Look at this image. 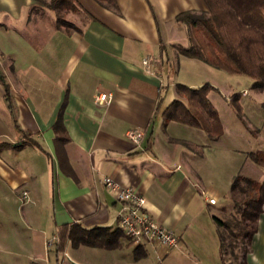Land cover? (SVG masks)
Instances as JSON below:
<instances>
[{"label":"crops","instance_id":"crops-1","mask_svg":"<svg viewBox=\"0 0 264 264\" xmlns=\"http://www.w3.org/2000/svg\"><path fill=\"white\" fill-rule=\"evenodd\" d=\"M76 1L79 10L65 14L74 25L60 26L51 5L0 0V264H223L212 213L235 175L262 168L253 150L239 147L237 133L250 135L230 134L217 107L215 97L225 95L229 108L233 91L208 81L218 88L209 96L224 125L216 138L205 121L195 127L164 115L179 98L177 83L202 85L214 67L177 47L189 46L190 36L176 16L206 11L205 1ZM148 55L155 73L143 63ZM188 64L197 67L196 81L182 75ZM103 92L112 93L109 102L96 100ZM258 93L260 103L264 89ZM138 128L139 143L128 135ZM106 176L144 193L147 210L180 234V246L168 254L159 248L161 260L152 246L137 258L125 236L115 248L69 237L60 249L63 226L117 228L122 203ZM247 262L264 264V212Z\"/></svg>","mask_w":264,"mask_h":264},{"label":"trees","instance_id":"trees-1","mask_svg":"<svg viewBox=\"0 0 264 264\" xmlns=\"http://www.w3.org/2000/svg\"><path fill=\"white\" fill-rule=\"evenodd\" d=\"M114 5V0H101ZM206 11L185 10L175 20L186 24L189 29L190 45H178L185 55L198 58L216 68L234 74H245L254 82V89H264V0H204ZM51 7L57 12L60 26H71L65 14L77 11L76 0H51ZM216 87L206 82L198 87L177 83L179 98L174 99L164 110L165 120H176L195 127L207 122L212 138L223 134L224 125L219 111L214 106L209 92ZM184 98L185 100H183ZM239 118L246 124L240 94L229 98ZM264 109V100L261 102ZM61 124L57 140L62 141ZM250 158L264 167V149L250 151ZM230 198L239 216L222 217L212 213L221 239L223 264H248L247 254L251 250L253 237L258 229L259 219L264 212V180L238 173L230 187ZM122 230L116 228L83 229L79 225L63 226L60 249H64L70 237L95 246L115 248L122 246ZM230 255L229 257L227 255ZM137 258L146 255L142 246L135 248Z\"/></svg>","mask_w":264,"mask_h":264},{"label":"built area","instance_id":"built-area-1","mask_svg":"<svg viewBox=\"0 0 264 264\" xmlns=\"http://www.w3.org/2000/svg\"><path fill=\"white\" fill-rule=\"evenodd\" d=\"M154 60L152 55L144 58L143 63L145 68L150 73H155L151 67V62ZM155 61V60H154ZM244 94L248 90L243 91ZM112 93H100L96 100L100 103L109 102ZM128 135L139 143L144 135V129L138 128L128 132ZM107 187L116 195L117 199L122 203L118 213L117 228L122 230L124 236L136 247L152 246L155 249V256L161 260L163 253L159 250L162 248L164 253H171L178 248L181 243V236L172 228H168L159 223L152 214L147 210V196L133 186H123L115 181L111 176L105 177ZM29 192L24 190L23 197H28ZM211 202L215 199L211 198ZM56 237L50 239L47 243L49 246L55 243Z\"/></svg>","mask_w":264,"mask_h":264},{"label":"rangeland","instance_id":"rangeland-1","mask_svg":"<svg viewBox=\"0 0 264 264\" xmlns=\"http://www.w3.org/2000/svg\"><path fill=\"white\" fill-rule=\"evenodd\" d=\"M36 1L40 2V4H42L45 7L49 6L51 3V0H36ZM205 73H206V77H205L206 80H204L203 84L210 81V80L213 82H216L219 85V87L221 88V90L223 91V93L227 92L229 89H232L233 92H231L229 94L228 98H230L232 94L238 92L240 94V103H241L242 97L247 95L244 97L245 106L243 107V105L241 103V105L243 107V111H244L243 114H244V117L246 119V124L243 123V121L239 118L235 109H233V107L231 105H228L230 107L226 108V106L224 105V101L221 100V98L223 100H225V98H226L225 95H222L223 97L221 95L219 97H215V100H216L217 107H219L221 110L222 118L224 120V123H225V126H226L228 132L233 135V134L237 133L238 131L239 132L241 131V132H243V134H246L247 136H248V134L250 135L249 138L242 139V138H240L239 134L237 133V139H238L239 147L242 148L241 145H244L249 150H255L258 148L264 149V144H263L264 143L263 142L264 132L263 133L260 132L258 134L259 137H257L256 139L254 137H252V135H251V132L256 133L257 131H259L261 129L264 130V122L262 120L263 116L261 114L262 109H261V105H260L261 102L259 103V99H261V97H263V96H260V94L258 93L261 89L257 90V89L253 88V90H252L251 89L252 79H251V77H249L248 75H245V74H234V73H230L224 69H220V68H216V67L215 68L214 67L209 68V71H207ZM182 75L187 76V78L184 77V79H186V81H196L198 78L197 67H196V72H195V68L193 67V64H192V66L189 64L185 65L183 68ZM180 83H183V82H180ZM198 86H200V85L192 86V87H198ZM246 88L248 90V93L244 94L243 91H244V89L246 90ZM217 89L218 88H216V90ZM249 90H251V91H249ZM210 92H209V94H210ZM251 97L252 98L255 97L257 99L256 103H254V104L249 103V100ZM245 112H247V113H245ZM246 114L247 115L249 114L248 116H249L250 120L247 119ZM242 173L245 175H248L250 177H254V178L258 177L257 179H259V180H264V176H263L264 167H262L261 170H259V173H256L255 170H253L251 168L247 169L246 167H244ZM214 211L222 217H231L232 218L234 216H239L237 209L233 205V200L230 198V193H228V195H227V200L219 202ZM227 256L229 257L230 255L228 254ZM234 264H238V262H236Z\"/></svg>","mask_w":264,"mask_h":264}]
</instances>
